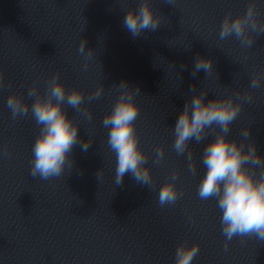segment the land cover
<instances>
[{"label": "water", "instance_id": "obj_1", "mask_svg": "<svg viewBox=\"0 0 264 264\" xmlns=\"http://www.w3.org/2000/svg\"><path fill=\"white\" fill-rule=\"evenodd\" d=\"M140 0H0V264H175L177 246L199 243L192 264H264V242L234 237L224 250L221 211L215 199L197 195L206 172L201 163L205 144L214 133L189 147L195 174L185 155L174 148L173 127L185 102L203 89L207 99L251 91L231 126L228 138L239 142L250 128V139L264 156V82L250 89L251 77L264 72V34L254 37L250 49L235 37L219 42L226 13L242 15L249 0H150L161 25L134 38L123 26L126 11ZM264 20V0H257ZM95 55L87 71L78 53L81 40ZM197 56L210 57L214 70L206 77L192 75ZM247 57V60L244 58ZM56 72L66 89L78 88L93 113L67 108L79 124L81 141L91 138L87 151L76 145L73 168L59 178L44 181L30 175L32 146L40 126L31 116L12 120L7 107L12 93L29 105L28 88L36 83L43 94ZM139 87L136 129L148 154L153 183L138 184L130 174L115 185L116 157L107 145L102 121L119 95V83ZM103 84L104 94L90 104L88 94ZM164 159L154 164L155 149ZM102 178H97V173ZM179 173L176 187L183 191L175 205L161 208L160 186Z\"/></svg>", "mask_w": 264, "mask_h": 264}, {"label": "clouds", "instance_id": "obj_2", "mask_svg": "<svg viewBox=\"0 0 264 264\" xmlns=\"http://www.w3.org/2000/svg\"><path fill=\"white\" fill-rule=\"evenodd\" d=\"M161 25V16L155 13L150 0H140L137 8L126 11L123 26L134 37H140L145 31H155ZM264 34V20L259 16L257 0H249L242 15L225 14L218 34V41L235 37L244 49H250L254 37ZM86 40H81L78 53L84 57L83 70L87 71L95 51L86 48ZM247 60V57L244 58ZM203 70L206 77L214 70L210 57L197 56L192 75ZM264 82V72L251 77L250 89H258ZM4 85V73L0 71V87ZM120 92L111 111L103 117L102 125L108 129L107 145L116 157L115 185L123 184V178L130 174L140 185L150 186L153 177L147 166L148 154L140 146V137L136 129V120L140 107L135 97L140 94L139 87L132 88L127 81L119 84ZM190 89L194 94L185 102L173 127V148L178 155H185L189 172L195 174L196 161L189 147L191 141L197 144L214 133V138L205 144L201 153V163L206 172L200 179L197 195L201 200L215 199L221 211L222 235L225 237L224 250L234 237H255L264 242V156L257 152V146L250 139V128L240 131V141L228 138L233 122L240 115L245 103L253 102L251 91L236 92L207 99L208 90L200 92ZM104 94L103 84L88 94L90 104ZM27 96L34 98L31 105L23 96L12 93L8 96L7 107L12 120L27 116L40 126V131L32 146L30 175L44 181L64 175L66 168H73L71 158L73 148L80 144L82 151L91 145L81 141L78 130L80 124L68 115L67 108L84 115L89 121L93 113L85 104V94L78 88L66 89L60 80V73H54L46 82V90L40 93L38 85L33 83L27 90ZM65 105L67 108H65ZM0 155L10 156L7 145L0 148ZM164 148L155 149L154 164L164 159ZM179 173L173 171L158 193L161 208L175 205L183 191L176 187ZM97 178H102L101 171ZM200 250L199 243L191 246L181 243L175 253V264H192Z\"/></svg>", "mask_w": 264, "mask_h": 264}]
</instances>
